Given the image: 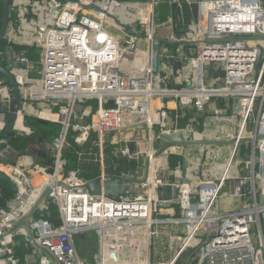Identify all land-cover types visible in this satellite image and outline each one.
I'll list each match as a JSON object with an SVG mask.
<instances>
[{
    "label": "built area",
    "instance_id": "1",
    "mask_svg": "<svg viewBox=\"0 0 264 264\" xmlns=\"http://www.w3.org/2000/svg\"><path fill=\"white\" fill-rule=\"evenodd\" d=\"M41 1L53 19L36 27L33 43L16 41L11 17L0 50L2 64L16 65L22 91L14 111L0 112V128L8 130L0 143L9 131L40 136L27 122L32 115L58 122L61 129L38 152L47 162L22 170L14 196L0 209V264H56L53 258L58 264H139L126 241L138 230L150 236L145 264H179V256L192 249L182 264H264V0ZM161 4L175 12L165 18L171 25L178 9L198 6L200 34L178 39L193 42L195 55L182 45L171 47L177 34L165 33L163 22L161 34L155 29ZM156 37L165 42L157 47L160 60L174 56L182 65L178 73L187 76L193 67L191 83L170 85L163 72L155 78ZM21 51H30L40 65L36 84L19 64ZM13 96L0 73V102L9 104ZM95 133L101 160L107 141L115 154L136 160L128 167L133 171L118 175L102 164L100 175L122 179L124 191L122 184L106 191L103 179L101 193L91 194L79 169H64L61 152L69 136L82 147ZM162 136L183 143L157 153ZM141 141L145 149L137 148ZM187 144L199 145L193 164L198 169L212 163L223 164L222 169L213 175L200 171L194 179L186 172L185 156L170 168L169 156ZM7 146L10 142L0 144L2 153ZM143 153L145 159L138 160ZM15 163H0L11 179ZM228 181L233 188L225 192ZM163 185L166 196L160 193ZM51 208L57 217L43 215ZM26 215L28 227L14 229ZM163 225L171 226L172 240L181 239L169 259L156 262L152 237ZM90 229L101 240L95 262L81 261L74 245V237ZM21 245L23 254L17 251Z\"/></svg>",
    "mask_w": 264,
    "mask_h": 264
},
{
    "label": "rangeland",
    "instance_id": "2",
    "mask_svg": "<svg viewBox=\"0 0 264 264\" xmlns=\"http://www.w3.org/2000/svg\"><path fill=\"white\" fill-rule=\"evenodd\" d=\"M133 6L135 8L139 7V5H133ZM163 20L165 19L161 18L160 9L158 8V12L155 18V29L156 30L158 29L159 34H161L159 30L160 29L159 26H161L160 24L163 22ZM142 34H145V32ZM192 37L193 36L190 34H183V35L177 34L176 36L173 37L175 44H173L171 47L178 48V47H181L182 45L185 47V50L188 51V55H195L196 47L193 42H190V43L187 42L186 44H183L182 40H178V39H183V38L184 39L189 38L191 40ZM20 38H22V35H20ZM166 38L168 37L166 36ZM160 43L165 45L164 40H161L158 37L154 38L153 68L155 70V78L157 77V74H159V72H163L165 74V79H167L171 85L178 86V85L191 83V81L193 80V74H192L193 67H191L192 70L189 68L190 72L188 76H187V72H185L184 74L182 73L179 74L178 71L182 68V65L176 60L174 56H165L161 58V60H160V57H158L157 47H158V44ZM142 45L146 46L144 42L142 43ZM159 60H160V66H159L160 71L156 73L157 63ZM33 118L38 119L39 117L34 116ZM39 119L41 120V122L43 121L42 123L44 124H42V126L44 128H46L47 125H49L48 123L46 124V121H49V120L45 121L42 118H39ZM52 122H55V121H52ZM54 127L57 128V130L61 129V126L59 128L56 126ZM43 134H45V137H46L44 139L45 142L43 143V145L36 146L37 144L34 145L30 143L27 146V148L22 151L21 154H16L15 156L16 163H15V167H13V173H12L13 174L12 181L14 182L16 187L18 186V181H17L16 176L20 174L22 170L32 169L34 165L40 163L42 155H39L38 152L41 153V149L43 150L44 147H46L47 145L49 146L54 140V138L56 137V135H49L46 133H43ZM136 145L138 149L140 147H142L143 149L146 148L145 141L138 142L136 143ZM176 150L178 151V148H176ZM198 150H199L198 144H187L186 147H183V145H181L179 148V153H182L185 156L184 165H185L186 172L192 175L194 179H197L199 177L200 171L201 172L204 171L206 174L213 175L217 172V170L222 169L223 164L221 163H216V164L212 163L208 166H205V168L198 169L197 165H193L194 163L198 161L197 160ZM242 156H244V154ZM145 157H146V154L144 153L143 155L140 154L138 160L143 161ZM130 170L133 171L132 169ZM230 176H232V172L230 173ZM232 188L233 187H231L230 181H228L224 190L225 192H230ZM143 189L147 190V187H143ZM224 207L230 208L231 205L225 204ZM53 216L56 217V215H53ZM170 229H171V226L169 225H163L162 228L156 229V233L154 234V237H152V245H153L152 260L156 262H163L169 259L173 255L174 251L176 250L175 246L176 244L177 245L179 244V240L181 238L179 235L178 242H176L175 240H172L171 235L169 236ZM143 232L144 231L140 232L138 230L133 235H129L128 238L126 239V241H129L132 244V247L130 248L133 251V255L135 256L137 254L139 256V264H145L147 244L149 245V242L147 243L148 241L147 232L145 234H143ZM74 245L77 251L78 258L81 261L95 262L98 255L100 254V248H101V240H100L98 231L96 229H90L80 235L75 236ZM192 251H194V249L186 250L185 252H183L178 258L179 264L184 263L185 259L188 258V255Z\"/></svg>",
    "mask_w": 264,
    "mask_h": 264
},
{
    "label": "trees",
    "instance_id": "3",
    "mask_svg": "<svg viewBox=\"0 0 264 264\" xmlns=\"http://www.w3.org/2000/svg\"><path fill=\"white\" fill-rule=\"evenodd\" d=\"M13 4V0H11V5ZM166 6L167 10H171V8L167 4H161L159 6V9L161 11V18L165 19L166 11L162 9V7ZM188 15V14H187ZM191 16V15H190ZM2 17V3L0 0V19ZM12 16H10L11 18ZM196 17V16H195ZM22 52V51H21ZM26 55L30 54V51H23ZM1 61V60H0ZM36 66L38 63H35ZM33 64V65H35ZM170 84V83H169ZM171 85V84H170ZM27 122L33 126V128L36 130V132L40 136H29L25 134H17L14 135L10 140V145L12 148L17 152V154H21L24 149L27 148V146L31 144H37L41 143L43 144L45 142V134L49 135H56L57 128L60 127L59 123L52 122V121H46V124L48 123L47 127L45 128V132H42V122L38 118L34 119L33 115L27 117ZM7 129L1 130L0 138L2 136H5L7 133ZM42 137V139L40 138ZM36 140H35V139ZM101 150H100V142L99 139L95 134L92 135L90 140L85 142L82 147H79L72 137L69 136L68 143L63 147L61 152V160L63 163L64 169L68 168H77L79 169V174L84 179H92L100 175L102 164L105 165V169L107 173L118 175L121 173L122 170L128 169V167L134 166L136 164V160H129L126 157L120 156L115 154L114 152V146L110 143L105 142L104 148H103V158L101 160L100 156ZM16 160V157L14 159H11L10 157L5 156L0 149V163H7V162H13ZM48 158H43L41 156V162H47ZM184 161V155L182 153H172L168 158V166L170 168L175 167L178 163H183ZM16 192V186L10 176L5 173L2 169H0V209L5 208L7 201L14 196ZM179 207L176 208V210ZM44 216L54 217L53 215L58 216L57 210L54 208H51L50 213H43ZM24 246H17V251L20 254L24 253Z\"/></svg>",
    "mask_w": 264,
    "mask_h": 264
},
{
    "label": "water",
    "instance_id": "4",
    "mask_svg": "<svg viewBox=\"0 0 264 264\" xmlns=\"http://www.w3.org/2000/svg\"><path fill=\"white\" fill-rule=\"evenodd\" d=\"M2 3V17L0 19V50L2 49L3 46H5V44L7 43V32H8V28H9V24H10V16H11V0H1ZM163 10L166 11L165 16L167 17L168 15L174 17L175 16V12L174 10H167L166 6L162 7ZM161 14V11H160ZM131 32H134L136 34H140V32L136 29V28H130L129 29ZM167 41H169L166 38H163ZM14 65L12 63L4 65L2 64V62L0 61V73L4 76H6L8 78V82L12 85V89H13V98L11 99L9 104H3L0 102V112H8V111H14L16 109V105H18L21 100H22V91H21V87L19 84V81L16 77V73L13 70ZM219 74H223V71H219ZM162 86H164V83H161ZM13 137V131H9L8 132V138L6 139V141H2L0 144L1 146L5 147L7 145L8 142H10L11 138ZM42 139V137H41ZM162 145L161 147L158 149L157 153H161L165 148H167L170 145H177V144H181L183 142L181 141H176L173 139H170L166 136H162ZM214 142V141H211ZM196 143V142H194ZM133 143L129 142V147L132 148ZM3 154L7 157H10L11 159H14L17 152L11 147V146H7L6 149L3 150ZM39 154V153H38ZM40 155V154H39ZM15 162V161H14ZM149 168H150V159H147L146 162V167H145V174H144V178H146V176L148 175L149 172ZM54 170V167H50L49 171L52 172ZM126 167L125 170L126 171ZM110 177L109 174H104V175H99L95 178L89 179L86 181V185L88 187V191L91 194H100L102 191V180L105 179L104 181V186L106 191H111L112 187L115 184H122L123 185V189L122 191H124V189L126 188V183H123L122 179H114V180H110L108 179ZM126 179H130L129 177H127ZM160 193L162 196H166L167 195V187L166 186H160ZM172 191L174 193H176V186L174 185L172 187ZM31 214V213H30ZM28 215L23 216L22 218H20L14 225V229H17L21 226H25L28 227V222L26 220ZM44 250L47 251L46 248H44ZM53 262L58 264L55 259L53 258Z\"/></svg>",
    "mask_w": 264,
    "mask_h": 264
},
{
    "label": "crops",
    "instance_id": "5",
    "mask_svg": "<svg viewBox=\"0 0 264 264\" xmlns=\"http://www.w3.org/2000/svg\"><path fill=\"white\" fill-rule=\"evenodd\" d=\"M43 2V1H42ZM40 0H18L16 5H11L12 9L11 16L16 21V41L24 45H31L34 41L33 31L41 23L48 22L53 19V13L49 11L47 13V5H44ZM49 9V8H48ZM22 35V38H20ZM19 56V55H18ZM20 58V57H19ZM23 67L27 69L29 73L30 84H36L39 81L40 65L37 59L32 53L26 55V59H23ZM38 63L36 66L35 63ZM35 64V65H33ZM14 68H16V65ZM2 114L0 113V118ZM2 128H0L1 133ZM36 180V179H35ZM147 243L149 242V237L147 234Z\"/></svg>",
    "mask_w": 264,
    "mask_h": 264
},
{
    "label": "bare ground",
    "instance_id": "6",
    "mask_svg": "<svg viewBox=\"0 0 264 264\" xmlns=\"http://www.w3.org/2000/svg\"><path fill=\"white\" fill-rule=\"evenodd\" d=\"M188 14V15H187ZM191 15V16H190ZM196 16V17H195ZM200 11L198 6H192L188 8L178 9V14L176 20L170 24L169 20H163V31L170 34H190L197 36L200 34ZM20 57V58H19ZM26 59V54L22 51L17 57L20 65H23L24 60ZM55 117V116H52ZM232 202L229 201V204ZM148 237L150 239L149 233ZM128 260V259H127Z\"/></svg>",
    "mask_w": 264,
    "mask_h": 264
}]
</instances>
